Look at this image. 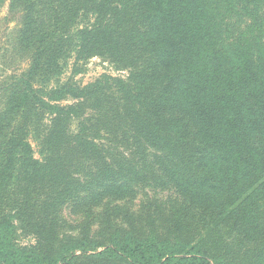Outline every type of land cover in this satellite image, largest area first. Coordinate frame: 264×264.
Returning <instances> with one entry per match:
<instances>
[{"label": "trees", "instance_id": "16d2710c", "mask_svg": "<svg viewBox=\"0 0 264 264\" xmlns=\"http://www.w3.org/2000/svg\"><path fill=\"white\" fill-rule=\"evenodd\" d=\"M15 1L27 11L19 40L33 51L30 67L18 75L0 111V264H97L102 259L113 264H227L208 256L199 243L173 241L155 232L138 235L121 227V221L106 229L105 243L86 231L55 253L43 252L39 245L18 246L15 218L21 212L17 203L15 214L8 212L12 199L5 194L11 177L6 175L17 170L28 181L53 178L54 185L38 184L45 191L38 207L81 200L88 216L96 204L128 192L129 179L146 181L131 158L105 151L86 119L73 127L94 90L69 86L58 77L74 54L100 55L121 64L133 50L137 58L147 50L157 67L133 70L127 82L119 81L126 97L123 113L116 109L115 117L127 120L129 129L116 141H145L166 150L175 163L180 145L201 144L219 154L215 164L222 175L226 165L239 171L229 174L233 184L214 173L206 183L187 185L188 193L208 194L209 204L217 197V208L235 207L236 198L264 193V0H87L84 4L98 9H85V23L80 24L84 9L79 7L60 31L50 33L34 19V0ZM133 1L147 12L137 8L121 23L113 22V15L99 18L113 5L129 8ZM70 98L71 104L62 105ZM34 140L41 146L39 157ZM184 178L181 173L175 177L182 188L188 181ZM203 185H215L214 190Z\"/></svg>", "mask_w": 264, "mask_h": 264}, {"label": "rangeland", "instance_id": "374dc122", "mask_svg": "<svg viewBox=\"0 0 264 264\" xmlns=\"http://www.w3.org/2000/svg\"><path fill=\"white\" fill-rule=\"evenodd\" d=\"M86 1L34 0V8H31V11L34 19L41 22L43 28L50 33L54 29L60 31L79 7L84 9L80 24L85 23V9H98L97 6L84 4ZM21 3L15 0H0V111L6 106L10 87L18 75L25 73L31 64L33 47L25 48L21 39L19 40L27 13ZM122 7L115 4L108 9V14L106 11L99 14V18L113 15V22L121 23L129 20L137 8L141 9V13L148 10L147 7H137L134 1L129 2V8ZM92 17L94 19L97 14H91L90 18ZM140 54L137 58L133 50L127 55L128 60L121 64L100 55L78 58L74 54L67 60L64 72L58 78L69 86L89 85L94 90L79 109L80 118L74 120L73 127H77L79 120L86 119L88 125L99 133L97 137L101 145L105 144L102 146L107 153L119 159L131 158L130 160L136 163V168L148 178L146 181L129 179L131 188L128 192L119 198L105 199L93 206L92 216L96 218L91 222L92 216H88L89 213L84 211L86 206L81 200L71 201L63 206L50 207L48 204L38 207L40 200L45 197V191L41 190L39 185L42 188L51 186L55 184V180L39 177L38 180L34 178L28 181L14 170L12 174L6 175L11 178L5 195L12 199V202L8 203V212L15 214V203L21 212L16 214L15 218L16 243L25 247L39 245L43 252L55 253L63 243L82 237L87 232L94 233L98 238L96 241L105 243L106 229L121 221V227L133 229L138 235L155 232L160 237L172 238L173 241L180 239L192 244L199 243L208 256H216L227 264H264V193L244 195L238 200L235 199V207L221 209L222 207L217 208V197L209 204L208 194L205 192L188 193L187 190L190 182L201 185L211 179L214 173L217 177L221 176L225 183L233 184L234 176L229 174L239 173L236 166H223L225 173L222 175L220 166L215 164L221 159L220 155L210 153L201 144H196V147L180 145L179 161L175 163L166 150L149 147L145 141L141 143L131 137H128L130 142L116 141L117 135L121 137L126 129H129L127 120L119 121L115 117L116 109L123 113L126 97H122L123 86L119 81L127 82L133 70L154 64L156 68L158 65L155 56L147 50ZM72 102L71 98L61 101L62 105ZM189 125L193 135H196L197 129L192 119ZM130 133L133 134V131ZM34 141L35 155L39 157L41 146ZM177 172L185 175L184 179L188 180L182 184L183 188L175 181ZM261 181H264V178ZM214 186L203 185L204 189L213 190ZM49 196L54 197L53 194ZM0 213L3 211L0 210ZM104 213L103 220L97 218ZM111 261L102 259L97 264H113Z\"/></svg>", "mask_w": 264, "mask_h": 264}]
</instances>
